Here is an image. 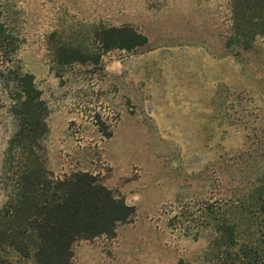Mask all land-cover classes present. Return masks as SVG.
<instances>
[{
	"label": "rangeland",
	"instance_id": "374dc122",
	"mask_svg": "<svg viewBox=\"0 0 264 264\" xmlns=\"http://www.w3.org/2000/svg\"><path fill=\"white\" fill-rule=\"evenodd\" d=\"M0 12V177L16 68L48 110L47 170L91 174L135 208L123 251L157 240L171 261L213 264L218 225L245 199L264 204V0H0ZM122 28L145 46L107 52L106 31ZM80 243L110 264H157L108 237L74 256Z\"/></svg>",
	"mask_w": 264,
	"mask_h": 264
},
{
	"label": "trees",
	"instance_id": "16d2710c",
	"mask_svg": "<svg viewBox=\"0 0 264 264\" xmlns=\"http://www.w3.org/2000/svg\"><path fill=\"white\" fill-rule=\"evenodd\" d=\"M0 12V37L6 35ZM147 39L128 28L110 29L102 45L107 52L131 51ZM16 49L11 53L15 54ZM11 115L16 131L4 154L0 185L6 202L0 210V264H74L80 241L116 239L135 208L91 174L55 178L46 168L42 142L48 110L34 77L13 68ZM245 199L235 207V222L217 227L221 252L213 264H264V204ZM256 225L251 241L242 223ZM244 226V225H243ZM178 264H189L180 261Z\"/></svg>",
	"mask_w": 264,
	"mask_h": 264
},
{
	"label": "crops",
	"instance_id": "0c3cea01",
	"mask_svg": "<svg viewBox=\"0 0 264 264\" xmlns=\"http://www.w3.org/2000/svg\"><path fill=\"white\" fill-rule=\"evenodd\" d=\"M137 223H135L136 225ZM134 224H129L122 226L121 228L118 229L117 231V237L115 239V246H117V250L120 251L121 253L128 254L132 258L140 257L142 255L143 258H148L149 254L155 253V259L157 264H178V260L176 259L175 261L169 260V258L166 257V252L164 249V246L156 240V242H152L151 248H149V251L145 254H139V253H133L129 251V253H126L123 251L120 247V233L122 230L125 228H131L135 227ZM149 238V237H148ZM150 240V238H149ZM80 261H84L85 263L88 264H110L109 261H107V254L105 251V248L100 244V243H80L77 245L76 250H75V262L74 264H79ZM115 263H114V262ZM112 264H118L116 261V258L113 259ZM133 259H129V264H133Z\"/></svg>",
	"mask_w": 264,
	"mask_h": 264
}]
</instances>
